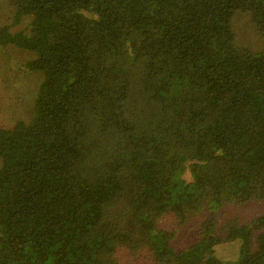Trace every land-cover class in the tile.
<instances>
[{"label":"trees","instance_id":"1","mask_svg":"<svg viewBox=\"0 0 264 264\" xmlns=\"http://www.w3.org/2000/svg\"><path fill=\"white\" fill-rule=\"evenodd\" d=\"M9 3L36 75L0 126V264H264V0Z\"/></svg>","mask_w":264,"mask_h":264},{"label":"rangeland","instance_id":"2","mask_svg":"<svg viewBox=\"0 0 264 264\" xmlns=\"http://www.w3.org/2000/svg\"><path fill=\"white\" fill-rule=\"evenodd\" d=\"M12 15V8L9 0H0V24L4 23L7 16ZM12 19H10L11 21ZM26 20L10 26V30L23 28ZM239 41L251 43L253 48L258 49L262 45L255 36L253 22L245 15L240 16L239 21L234 23ZM28 53L20 51L18 48L0 45V126L9 125L12 118H27L28 109L31 104L33 87L36 73H30L19 65L26 61ZM29 57V56H28ZM37 81H38V76ZM33 81V82H32ZM36 82V81H35ZM192 221V220H190ZM187 238H192V234L185 233ZM181 239L177 240V246L182 245ZM216 254L219 258L227 261L236 255L234 247L230 243H222L216 247Z\"/></svg>","mask_w":264,"mask_h":264}]
</instances>
